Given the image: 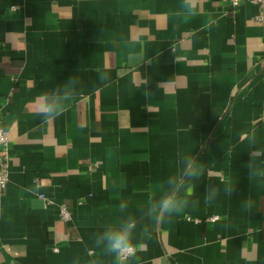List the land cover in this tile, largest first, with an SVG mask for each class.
Here are the masks:
<instances>
[{
	"label": "crops",
	"instance_id": "1",
	"mask_svg": "<svg viewBox=\"0 0 264 264\" xmlns=\"http://www.w3.org/2000/svg\"><path fill=\"white\" fill-rule=\"evenodd\" d=\"M183 4L0 0V264H115L94 236L129 215L131 264H264V9ZM71 76L74 100L44 123L39 98ZM182 155L201 168L194 195L146 217Z\"/></svg>",
	"mask_w": 264,
	"mask_h": 264
},
{
	"label": "clouds",
	"instance_id": "2",
	"mask_svg": "<svg viewBox=\"0 0 264 264\" xmlns=\"http://www.w3.org/2000/svg\"><path fill=\"white\" fill-rule=\"evenodd\" d=\"M196 0H184L183 7L189 13L195 10ZM101 79H107L105 75ZM80 84L78 76H71L66 82L58 84L55 89L43 94L39 100L38 114L44 118V123L54 120L62 115L75 98L76 89ZM151 92L145 89L143 95L148 96ZM181 165L180 174L170 176L165 182L161 183V196L159 200L149 199L146 210H142L143 215L157 220L164 216L181 213L189 203V198L194 195L195 187L192 181L201 174V168L196 161L187 155H182L177 161ZM253 163L250 159L248 163L249 174L254 175L252 171ZM235 189L229 184L225 192L229 195L234 193ZM205 200L210 202L218 195V189L213 185L205 187ZM251 201H247L244 207L251 209ZM127 208V202H121L120 212ZM138 221L134 216L122 217L115 224L104 227L102 232L94 236L95 246L102 248L104 252L114 257L115 264H131L136 256L137 245L134 242V234Z\"/></svg>",
	"mask_w": 264,
	"mask_h": 264
},
{
	"label": "built area",
	"instance_id": "3",
	"mask_svg": "<svg viewBox=\"0 0 264 264\" xmlns=\"http://www.w3.org/2000/svg\"><path fill=\"white\" fill-rule=\"evenodd\" d=\"M232 8L237 7L242 2H250L258 5L261 9H264V0H228ZM261 17H258V19ZM8 141L4 134V129L1 123V114H0V193L3 190V187L8 180V153H7ZM41 197H44L43 194H39ZM59 215L63 220H69L71 218V213L68 207L65 205L59 206ZM217 216H211L209 219H217ZM190 219V218H188ZM194 221L198 222L200 219L193 218Z\"/></svg>",
	"mask_w": 264,
	"mask_h": 264
}]
</instances>
